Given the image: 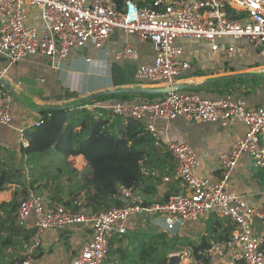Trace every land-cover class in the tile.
Listing matches in <instances>:
<instances>
[{"label":"built area","instance_id":"2783aa9c","mask_svg":"<svg viewBox=\"0 0 264 264\" xmlns=\"http://www.w3.org/2000/svg\"><path fill=\"white\" fill-rule=\"evenodd\" d=\"M228 7L240 17L232 18ZM32 17L36 19L30 22ZM115 30L150 46L153 57L137 67L138 83L173 86L192 70L184 49L174 43L177 38L203 40L213 54L224 60H239L245 45L256 49L264 59V0H123L120 7L115 0H0V57L5 61V69L37 55L60 63L71 52L85 47L106 53L109 37ZM113 56L114 60H139L131 44L123 45ZM91 61L84 59L86 63ZM11 103V94L0 84V126L7 127L12 121ZM90 108L109 111L123 120L143 122L157 140L160 138L154 126L156 121L184 119L195 124L213 123L220 128L240 123L246 131L219 157L215 182L196 175L197 157L187 143L167 141L165 150L174 167L172 177L163 180L169 182L174 178L183 189L167 202H131L103 212L78 204L72 210L56 199H46L28 190L15 223L21 228L35 229L30 251L41 245L46 232L88 227L90 239L69 264H102L110 238L115 234L127 235L132 217H152L156 225L172 234L177 226L214 212L233 227L230 238L216 252L224 253L230 264H264V238L254 233L252 225L255 219L264 220V193L258 204H250L225 191V184L243 155L264 170V101L249 107L240 98L177 90L154 101L112 100L93 103ZM38 125L37 120L33 126ZM21 144L27 147L28 141L21 140ZM121 192L125 197L130 195L129 190Z\"/></svg>","mask_w":264,"mask_h":264},{"label":"crops","instance_id":"0c3cea01","mask_svg":"<svg viewBox=\"0 0 264 264\" xmlns=\"http://www.w3.org/2000/svg\"><path fill=\"white\" fill-rule=\"evenodd\" d=\"M35 19L36 17H32L30 22ZM197 42L207 44L204 41ZM125 44H131L135 47L139 57L138 61L114 60V53L118 52ZM177 45L184 49L185 58L190 60L192 66L191 72L179 83L194 86L217 83L213 88L227 90L224 94H218L211 89L212 87H206L201 90H191L192 92L240 98L245 100L249 107H257L263 103L264 94L248 93L250 86L261 84L259 80L264 79V59L259 57L256 49L245 45L243 56L239 60L231 61L224 60L219 56H209L208 52L200 55L196 48L193 51L188 50L187 44L181 40L177 41ZM105 51L107 52L100 53L90 47H85L71 52L68 59L60 63L37 55L8 69H5V61L0 57V75L9 83L7 90L12 97L11 111L13 113H11L12 121L10 125L7 127L0 126L1 169L20 170L21 167H27L24 165V159L20 152L21 140H27L24 131L33 126L34 122L39 119V111L42 108L83 103L84 99L88 101L102 92L147 86L137 84L134 74L139 62L144 63L151 60L152 52L148 43L140 41L132 35H127L121 30H115L109 37ZM85 58H90L92 61L86 63L84 62ZM245 70L252 71L251 73H243ZM253 70H261L263 73L258 75V73H252ZM236 74L243 76L244 79L242 81L235 80L234 82L224 80L226 78H238H230V76ZM249 74L255 76H248ZM76 85L80 87L76 88ZM129 100L138 102L142 99L140 96H132ZM154 126L160 138L159 141L163 145V151L160 150L159 155L165 152L167 141L179 140L187 143L197 157L196 175L212 182L218 180L219 157L225 154L246 131V128L240 123L220 128L213 123L195 124L184 119L169 122L156 121ZM16 156L18 157L16 158ZM78 157L81 160V165L85 167L86 163L81 156ZM14 158L16 160H13ZM15 161L20 165L19 168L18 165H13ZM172 163L174 166L173 159ZM147 166L148 168L151 167L148 163ZM153 166H155L154 163ZM171 170H168L167 174H163L158 170L153 171L151 173L153 177L135 189L133 193L130 191L127 198L131 202L149 205L157 202H167L172 196L182 193L183 189L177 180L174 178H171L169 182L163 180L164 177H172ZM9 186V195L2 197L3 199L1 198L0 201L10 199L14 184ZM225 191L241 196L250 204H258L264 193V170L256 167L247 155H243L226 182ZM35 194L46 199H52L45 192ZM167 195H169V198L165 201ZM215 219H220L223 227L230 226L217 213L212 212L200 217L197 221L177 226L171 234L156 225L154 218L138 215L132 217L128 222L127 234L135 232L139 235H150L163 232L170 236L187 239L196 244L201 243L206 238L211 245L208 252L211 257V264H230L224 253L216 252V248L221 247L225 241L215 242L213 237L209 236L207 228ZM252 225L254 233L264 238V220L255 219L252 221ZM67 234H69V237L65 242ZM89 239L90 229L88 227H72L62 231L46 232L43 234L40 245L43 255L39 259L31 258L28 264H69L70 259ZM177 255L188 256V259H186L187 264H191V258L187 250L179 252ZM109 260H112V258ZM106 264L126 263L114 259Z\"/></svg>","mask_w":264,"mask_h":264},{"label":"trees","instance_id":"16d2710c","mask_svg":"<svg viewBox=\"0 0 264 264\" xmlns=\"http://www.w3.org/2000/svg\"><path fill=\"white\" fill-rule=\"evenodd\" d=\"M115 2L120 7L123 0ZM228 13L232 18L240 17L230 7ZM242 77L224 80L242 81ZM216 84L198 85L188 91L212 87L218 94L227 92L213 88ZM132 96H140L142 100L139 101H154L164 95H96L89 100L133 103L129 100ZM87 102H78L66 108L47 106L39 111V125L24 131L28 146L20 147L24 165L29 170L25 181L23 171L0 168V193L14 184L10 199L0 201V264H23L43 255L40 246L32 251L29 249L35 229L21 228L15 223L19 205L28 190L40 194L47 191L50 198L72 210H76L79 204L103 212L131 202L122 194V189L133 193L153 177V171L167 174L173 169L170 155L166 150L162 155L158 154L163 151V145L146 130L143 122L123 120L106 110L88 109ZM57 155L60 156L58 162ZM75 156H81L86 163L82 170L69 166L67 159ZM146 161L151 167L148 168ZM168 198L169 195L165 201ZM226 223L231 227H223L220 219H215L207 228L215 242L228 240L233 227L228 221ZM68 237L69 234L65 236V242ZM210 247L206 238L196 244L163 232L150 235L135 232L115 234L109 240L102 264L114 259L126 264H168L170 254L186 250L191 264H211ZM261 251L264 254V243Z\"/></svg>","mask_w":264,"mask_h":264},{"label":"rangeland","instance_id":"374dc122","mask_svg":"<svg viewBox=\"0 0 264 264\" xmlns=\"http://www.w3.org/2000/svg\"><path fill=\"white\" fill-rule=\"evenodd\" d=\"M135 37V36H134ZM184 39V40H183ZM187 39H190V40H187ZM179 40H181L182 42H185V44H187V48H188V50H191V51H193L195 48H196V51L198 52V54H200V55H204V53L205 52H208V55L209 56H217V55H215V54H213L212 52H211V50H210V45L207 43V44H204V43H199V42H197V41H203V40H198V39H194V38H177L176 40H175V45L176 46H179V45H177V41H179ZM179 47H181V46H179ZM206 54V53H205ZM211 54V55H210ZM152 57H153V55H152ZM152 57H151V59H152ZM218 57V56H217ZM124 60H131V59H121V60H118V61H124ZM131 61H138V60H131ZM139 64H140V62L138 63V65H137V67L139 66ZM137 67H136V69H135V72H136V70H137ZM246 71V70H245ZM243 72V73H251V71L252 70H250V71H246V72ZM252 73H258V75H260V73H263V72H261V70H256V71H254L253 70V72ZM134 78H135V74H134ZM260 81V83L261 84H257V85H252V86H250L248 89H249V94L250 93H254V94H256V95H262V94H264V79H262V80H259ZM68 82V81H67ZM135 82L136 83H138L137 81H136V79H135ZM146 86V85H145ZM147 86H149V85H147ZM77 87H80L79 85H76V88ZM71 88V87H70ZM241 93V92H240ZM244 93V92H243ZM244 94H246V93H244ZM89 101H91V100H89ZM87 102V103H89L88 104V106H87V108L88 109H91L90 107H91V105L93 104V103H97V101H94V102ZM13 114V113H12ZM18 156H16V158H17ZM57 158H58V160H56V162H58L59 160H60V156L59 155H57ZM13 160H16L15 158L13 159ZM68 162H69V166L70 167H75V168H77V169H80V170H82L83 168H84V166H82L81 164V160H80V158L78 157V156H75V157H69L68 159ZM18 161V160H17ZM17 161H15L14 162V166H16V165H18L17 167L19 168L20 167V165L19 164H17ZM82 167V168H81ZM20 170L21 171H23L24 173H25V175H24V181L27 179V173L29 172V170H28V168L27 167H21L20 168ZM8 187V186H7ZM8 189L9 188H7L6 189V191H4V192H2V193H0V199L2 198V197H7L8 195H9V191H8ZM46 194H48V192L47 191H44ZM43 192V193H44ZM5 193V194H4ZM3 199V198H2ZM170 255H177V253L176 254H174V253H172V254H170ZM188 257V256H187ZM187 257H184V255H179V257H178V260L175 262V264H187L188 263V261L186 260V259H188Z\"/></svg>","mask_w":264,"mask_h":264},{"label":"water","instance_id":"95a60500","mask_svg":"<svg viewBox=\"0 0 264 264\" xmlns=\"http://www.w3.org/2000/svg\"><path fill=\"white\" fill-rule=\"evenodd\" d=\"M241 75L236 74L233 76H230V78L233 77H239ZM248 76H255L254 74H249ZM0 84L4 88L9 87V83L7 80H5L1 75H0ZM194 85L192 84H186V83H178L177 85L173 86H157V87H135L132 89H120V90H113V91H106L99 93L98 95H120V94H142V95H164L168 94L170 92H174L177 90H187V89H192ZM87 99H84L82 102H86ZM80 103V102H79ZM75 103L73 104H68V105H62L61 108H66V107H72L74 106ZM178 255H173L170 256L169 258V263L168 264H175V262L178 260Z\"/></svg>","mask_w":264,"mask_h":264}]
</instances>
